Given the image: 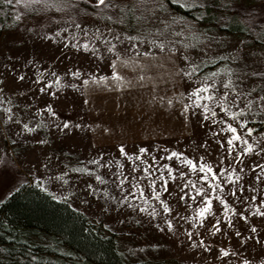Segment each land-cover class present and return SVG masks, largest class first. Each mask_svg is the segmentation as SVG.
I'll list each match as a JSON object with an SVG mask.
<instances>
[{"label":"rangeland","instance_id":"374dc122","mask_svg":"<svg viewBox=\"0 0 264 264\" xmlns=\"http://www.w3.org/2000/svg\"><path fill=\"white\" fill-rule=\"evenodd\" d=\"M131 2V12L113 0L115 7L98 11L16 2L0 32V203L23 187L38 188L114 237L129 263L264 264V171L258 166L264 165V34L245 39L221 30L224 20L208 26L185 20L168 0ZM175 3L184 7L185 0ZM113 64L121 80L112 78ZM211 85L209 93L192 96ZM209 94L213 99H205ZM228 109L244 115L230 120ZM170 122L192 137L199 167L210 165L215 181L199 178L209 176L205 170L171 184L105 185L104 148L129 134L169 131ZM228 124L251 154L239 141L228 151ZM201 187L212 201L203 222L195 211ZM217 220L220 231L213 234Z\"/></svg>","mask_w":264,"mask_h":264},{"label":"trees","instance_id":"16d2710c","mask_svg":"<svg viewBox=\"0 0 264 264\" xmlns=\"http://www.w3.org/2000/svg\"><path fill=\"white\" fill-rule=\"evenodd\" d=\"M75 1L69 2L87 10L102 8L95 1ZM113 2L123 10H133L131 0ZM15 4L16 0H0V32L11 20ZM168 4L191 22L208 26L221 25L224 20L221 30L231 36L259 40L256 35L264 34V0H201L190 8L171 0ZM0 264L172 263L127 262L118 252L114 237L104 235L83 214L38 188L23 187L0 203Z\"/></svg>","mask_w":264,"mask_h":264},{"label":"crops","instance_id":"0c3cea01","mask_svg":"<svg viewBox=\"0 0 264 264\" xmlns=\"http://www.w3.org/2000/svg\"><path fill=\"white\" fill-rule=\"evenodd\" d=\"M173 124L170 122L169 131L148 130L135 137L129 134L130 138L119 139L104 148L102 168L105 185L117 188L118 177H127L122 187H150L198 175L200 171L194 141L189 135L180 133ZM136 138L138 139L135 140ZM121 147L126 150L125 155L120 153ZM140 148L146 149V152H139ZM173 153L177 155L172 157ZM185 161H190L191 166H195L197 170L192 171ZM133 168L136 169L135 172H132ZM169 171L171 176L167 174Z\"/></svg>","mask_w":264,"mask_h":264},{"label":"snow or ice","instance_id":"6c2138e0","mask_svg":"<svg viewBox=\"0 0 264 264\" xmlns=\"http://www.w3.org/2000/svg\"><path fill=\"white\" fill-rule=\"evenodd\" d=\"M16 2H17V4H20L22 2V0H16ZM23 2L25 3L26 6L27 5H40V6L45 7V8H47V7H55L58 11L59 10H63L64 8L74 7V5L69 2V0H51V2H50V0H23ZM174 2H176V0H174ZM95 3L97 5V7H101V6L104 7V8H107V7H110V6L111 7H115V5H113V4L110 3V0H95ZM182 6H184V7H193L195 5L194 4H189V3H187V0H185V3ZM121 10L123 11V9H121ZM77 27H79V25H77ZM128 39H129V41H134V40H136V37L129 36ZM150 43L153 46L159 47L161 51L164 50V44L163 43H161L159 45H156L155 44V41H151ZM107 45H108V51L109 52H113L114 49H115V45H113L111 43V41H108L107 42ZM135 46H136L135 43H133L131 45L132 48H135ZM84 47L87 48V45H84ZM145 56L147 57V53H145ZM117 59H119V57H117ZM121 63L124 64V65H127L129 63V61L127 59H125V60H122ZM112 67L114 69L113 72H112V78L114 80H121L122 77L119 75V73L117 71H115L116 65L113 64ZM196 70H197V68L195 66H193L192 67V71L195 72ZM73 75L74 76H78L77 73H73ZM187 75H191V73H187ZM216 75H218V73H213L212 74L213 77L216 76ZM58 79L59 78H57V80ZM139 79L140 80H143L144 77L143 76H140ZM84 83L87 84L88 82L85 81ZM210 87L214 89V85H211V86H201L200 88L194 89V91L192 93V96L199 97L202 93L203 94H207L210 91ZM223 87L225 89H229L231 87V82L229 81L228 83H224L223 84ZM223 96L224 97H228V92L225 91L223 93ZM205 99L211 100V99H213V96L210 95V94L209 95H206L205 96ZM228 102L231 103L233 107L236 106L234 100H230ZM260 102H261L262 105H264V97H261L260 98ZM169 103H171V101H169ZM251 103H252V101H247L245 103V108H248V106ZM204 107H205V109H207L208 106L207 105H204ZM185 110H187V109H185ZM48 111L51 112L52 109L49 108ZM221 111H226V110H225V108L222 107L221 108ZM211 114H212L213 117L216 116V113H214V112L211 113ZM226 114H228L230 120H235L237 116H241L242 117L244 115L243 112H240V113L232 112L230 109L227 110V113ZM53 115H54V113H53ZM205 119H207V116H205ZM213 122L215 123V120ZM237 123H239V127L241 129H243V128L246 127V125L243 122H241V121H237ZM221 124H223V121H221ZM67 126L68 125L65 124V128H67ZM227 132L231 133V135L226 140V144L228 146V151H233V144H234V142L239 141V142H242V143L245 144L244 154H246V155L247 154H251V152H252L251 146L248 145L247 141L244 140L242 136L237 135V129L235 127H233L231 124H228L227 125ZM248 135H251V131L248 132ZM221 147H223V145H221ZM139 152L145 153L146 152V149L140 148L139 149ZM120 153L122 155H125L126 154V150L123 147H121L120 148ZM176 155H177L176 153H173L172 154V157H175ZM172 157H169V159H171ZM137 159H139V157H137ZM91 163L95 164L96 161L95 160H92ZM185 163H187V164H189L191 166V162L190 161H185ZM258 166L261 167L262 171H264V165H258ZM165 167H167V166H165ZM191 170L192 171H196L197 169H196L195 166H191ZM205 170H207V172L209 173V176L199 177L200 179L204 180L205 183H208L209 180L215 181L217 179V175H212V168H211L210 165H206L205 164V165H201L199 167V171L204 172ZM135 171H136V169L133 168L132 169V172H135ZM167 174L169 176L172 175L171 171H169ZM181 175H183V174L181 173ZM145 178H146V176H145ZM0 179H3V177H0ZM96 179H97V181H100L101 183H103V181H102V179H101L100 176H96ZM125 180H127V177H123V178L118 177L117 187L118 188H122ZM161 186H163V185H161ZM89 187H91V185H89ZM208 187L210 189H212V190H215V189H218L220 187V185H217V184H208ZM165 191H167V189H165ZM201 193H203V196L202 197H201ZM9 194H11V193H9ZM141 195H143V193H141ZM196 197H200V203H199V206L196 208L195 211L197 213V216L199 217V221L200 222H203L204 219L206 218V215L209 214L212 211V201H211V197L209 195V192L207 190H205L204 188H202V187L196 189ZM153 198L154 199H159L158 196H154ZM124 199H127V196H125ZM180 199H184V197L181 196ZM192 199L195 200V198H192ZM216 199L217 200H220L221 198L218 196V197H216ZM252 199H255V198L253 197ZM221 203H223V202L221 201ZM163 208H164V212L165 213H169V208L167 206H163ZM142 211H144V209H142ZM235 214L240 215L238 212L235 213ZM165 223L167 225V228L169 230H171L172 227H173L172 223L170 221H167V220L165 221ZM219 223H220L219 220H217L216 224H213L212 225L213 229L215 230L213 234H215V232H219L220 231V228L217 227V224H219ZM193 227H195V225H193ZM252 231L255 232L256 229H252ZM236 234L237 235H240L239 232H237ZM223 255H227V253H223Z\"/></svg>","mask_w":264,"mask_h":264}]
</instances>
